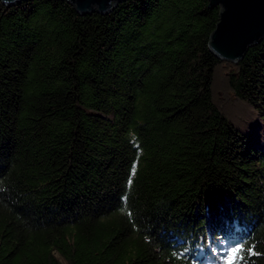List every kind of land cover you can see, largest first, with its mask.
Segmentation results:
<instances>
[{
  "label": "trees",
  "instance_id": "trees-1",
  "mask_svg": "<svg viewBox=\"0 0 264 264\" xmlns=\"http://www.w3.org/2000/svg\"><path fill=\"white\" fill-rule=\"evenodd\" d=\"M221 10L0 0V264H264V37L219 59Z\"/></svg>",
  "mask_w": 264,
  "mask_h": 264
},
{
  "label": "water",
  "instance_id": "water-1",
  "mask_svg": "<svg viewBox=\"0 0 264 264\" xmlns=\"http://www.w3.org/2000/svg\"><path fill=\"white\" fill-rule=\"evenodd\" d=\"M14 6L21 0H2ZM81 15L107 14L123 0H68ZM209 6H221L220 20L211 35L209 47L219 59L241 61L248 49L264 37V0H209Z\"/></svg>",
  "mask_w": 264,
  "mask_h": 264
},
{
  "label": "snow or ice",
  "instance_id": "snow-or-ice-1",
  "mask_svg": "<svg viewBox=\"0 0 264 264\" xmlns=\"http://www.w3.org/2000/svg\"><path fill=\"white\" fill-rule=\"evenodd\" d=\"M133 174H134V172H133ZM243 252H244L243 246L231 248L227 252V258H226L224 264H239L240 261L244 260V256L242 255ZM248 254L250 256L255 255V252L253 251V249L251 247L248 249Z\"/></svg>",
  "mask_w": 264,
  "mask_h": 264
},
{
  "label": "rangeland",
  "instance_id": "rangeland-1",
  "mask_svg": "<svg viewBox=\"0 0 264 264\" xmlns=\"http://www.w3.org/2000/svg\"><path fill=\"white\" fill-rule=\"evenodd\" d=\"M255 120H257L256 112H255L254 109H251V110H249V112L247 114H245L243 116H240V121H237L236 123L238 124V126H241V128L243 129V128H248L249 123H251L252 121H255ZM223 248H221V250H220L221 253H224V251H225V249L223 250ZM230 249L231 248H229V250ZM229 250H226V251L228 252ZM227 252L225 253V256L222 257V259L226 260ZM56 256H58V254H56ZM219 258H220V256L218 258L215 257V260H217L216 262H220L221 263Z\"/></svg>",
  "mask_w": 264,
  "mask_h": 264
}]
</instances>
